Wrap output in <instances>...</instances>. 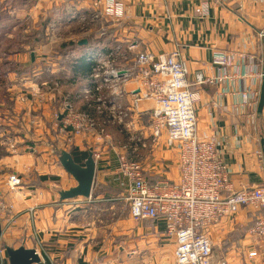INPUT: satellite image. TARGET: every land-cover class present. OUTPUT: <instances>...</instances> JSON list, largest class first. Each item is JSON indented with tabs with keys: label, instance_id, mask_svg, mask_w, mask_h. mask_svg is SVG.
<instances>
[{
	"label": "crops",
	"instance_id": "0c3cea01",
	"mask_svg": "<svg viewBox=\"0 0 264 264\" xmlns=\"http://www.w3.org/2000/svg\"><path fill=\"white\" fill-rule=\"evenodd\" d=\"M122 1L128 13L124 21L77 18L72 22V14L92 9L94 0H0V35L7 34L15 16L25 15L34 28L42 27L41 39L35 38L34 46L0 57L1 243L35 248L46 264L176 263V241L167 234L166 220L136 221L130 214L125 200L127 181L119 174L120 149L110 147L107 138L95 130L69 134L67 139L68 133L56 127L52 112H61L66 101L96 115L78 96L89 78L76 77L73 71V60L88 54L94 45L62 51V43L85 39L89 43L92 34L100 37L106 33L103 42L94 48L106 51L122 46L123 53L132 57L127 58V66L117 65L132 70L138 52L179 50L188 65L190 80L198 72L218 74L213 63L215 50L245 52L264 72V0ZM203 3L207 4V15L202 12ZM107 23L110 30L99 31L100 25ZM132 42H136V48L129 50ZM45 82L60 84L50 91ZM33 83L48 92L21 100ZM222 86H194L198 95L197 131L216 138L237 189L264 186V107L259 113L258 100L250 107L237 109V93L220 98L216 105L215 95ZM136 87L133 81L123 86V107L130 109L134 118L139 114L135 128L155 105L152 99H143L136 106ZM239 87L236 80L233 89ZM138 129L147 137L148 148L141 150L139 157L149 182L177 183L181 177L179 147L168 146L165 135L155 142L148 128ZM72 149L99 152L101 157L92 195L62 201L59 191L72 187L67 184L75 180L61 166L59 155L61 150ZM11 173L22 177L24 186L20 190L9 188ZM3 203L12 208L3 207ZM258 214L245 208L210 226L207 233L214 247L213 264H264V239L246 233ZM255 250L258 255L250 257Z\"/></svg>",
	"mask_w": 264,
	"mask_h": 264
},
{
	"label": "built area",
	"instance_id": "2783aa9c",
	"mask_svg": "<svg viewBox=\"0 0 264 264\" xmlns=\"http://www.w3.org/2000/svg\"><path fill=\"white\" fill-rule=\"evenodd\" d=\"M206 5L202 4L204 15H207ZM77 18L81 21L106 18L121 22L128 18V13L122 0H94L92 9L72 14L71 20ZM135 48L136 42L128 46L129 50ZM124 55L122 46L101 52L94 46L90 48L88 58L94 67L89 83L82 86L78 96L96 115L77 109L66 101L65 116L55 123L58 130L73 135L95 130L116 149L107 126L113 124L130 129L139 120V114L134 118L131 110L123 107V86L133 81L138 90H134L136 106L143 99H152L155 104L148 116L149 137L156 142L165 135L168 146L179 147L181 177L177 183L167 180L150 183L139 157L141 150L148 148L147 137L141 132L139 136L131 130L126 132L128 143L118 152L119 174L127 181L125 200L132 218L136 221L166 220L167 234L176 241L175 264H213L214 247L207 230L223 219L235 216L241 209L249 208L259 213L246 233L264 239V186L237 189L233 185L229 166L218 150L216 138L200 135L197 131L198 95L194 90V86L223 84L215 95L216 105L220 98L232 93L238 95L237 109L256 104L261 94L258 82L263 79L264 72L257 67L253 56L236 50H215L213 63L218 74L206 76L198 72L190 80L188 65L179 50L138 52L133 70L117 65L118 58ZM236 80L240 87L235 90L233 84ZM59 84L45 82L44 86L51 91ZM25 93L27 97L41 95L42 88L33 83ZM258 154L262 157L261 152ZM93 155L96 162L101 157L99 152ZM8 185L16 191L23 188L24 183L19 174L11 173ZM6 246L0 242V264H10ZM257 255L256 250L249 254L250 257Z\"/></svg>",
	"mask_w": 264,
	"mask_h": 264
},
{
	"label": "rangeland",
	"instance_id": "374dc122",
	"mask_svg": "<svg viewBox=\"0 0 264 264\" xmlns=\"http://www.w3.org/2000/svg\"><path fill=\"white\" fill-rule=\"evenodd\" d=\"M8 1H10L11 3H14L18 0H8ZM13 20L14 21L10 24L12 26L10 27L7 34L2 33L3 35H0V57L3 56V54H10L12 52L20 53V52L26 51L28 48H31L32 46L35 45L34 44L35 38L38 39V41H39V39H41L42 27L36 26V28H34L32 26V20H30L29 17H26L25 15L15 16L13 18ZM103 20L109 21V19H106V18L102 19V22H104ZM74 21L75 20H72V22H74ZM107 30H110V27H108V23L105 25H100L99 31L102 32V31H107ZM64 35H67V33H64ZM97 50L100 51V49H97ZM129 57H132V55L120 56L118 58V65H120V64L125 65V62L128 61L127 58H129ZM12 64H13L14 68H17V66L14 63H12ZM125 66H127V65H125ZM51 91H54V90H51ZM43 92L47 93L48 90L42 91V94H43ZM28 99L29 98L26 96V93L24 92L23 98L21 97V100L26 101ZM64 109H65V106L62 105V110L59 113L60 116L58 118L56 117V114H57V112H59V110H57V111L54 110L52 112L54 123L57 122V119L58 120L63 119V116H65V110ZM140 123L137 126V128H135V127H132L130 129L125 128L126 130L121 128L120 126L113 125V124H110L109 126H107V130L110 128V135H111L112 140L118 149H120V150L123 149V146L127 145V143H128V137H127L126 132H129V130H131V132H135L136 135L139 136L140 131L138 128H143V130H146L148 128L149 123H150L149 117L148 116L144 117V119ZM124 135L126 136V138L123 137ZM69 137H70V135L68 133L67 139H69ZM66 143H67V141H66ZM70 180L71 181H69L67 186H69L71 184H73V186L76 185L75 181H72V179H70ZM3 205L6 206V208H9V205H7L5 203H3ZM43 260H44V257H43Z\"/></svg>",
	"mask_w": 264,
	"mask_h": 264
},
{
	"label": "water",
	"instance_id": "95a60500",
	"mask_svg": "<svg viewBox=\"0 0 264 264\" xmlns=\"http://www.w3.org/2000/svg\"><path fill=\"white\" fill-rule=\"evenodd\" d=\"M87 43V40H82L80 44ZM34 55V54H33ZM138 91V90H137ZM264 107V76L262 79L261 94L258 105V112L262 113ZM59 162L65 171L70 174L76 185L59 191L60 200L65 201L76 197L89 198L92 195V190L95 181L97 162L92 152H89L88 157L83 164L78 163L70 151L61 150ZM3 235V227L0 224V242ZM6 252L10 264H45L42 254L35 248H27L19 246L17 248L7 245Z\"/></svg>",
	"mask_w": 264,
	"mask_h": 264
},
{
	"label": "trees",
	"instance_id": "16d2710c",
	"mask_svg": "<svg viewBox=\"0 0 264 264\" xmlns=\"http://www.w3.org/2000/svg\"><path fill=\"white\" fill-rule=\"evenodd\" d=\"M5 15V14H3ZM106 33L100 37H96L94 34L88 37L89 43L87 44H80L79 41H66L61 44L60 49L62 51H74L77 50L78 48L88 46L89 44L92 43V45H100L105 38ZM94 67V64L92 63L91 60L88 58V54H83V55H78L74 60H73V71H74V76L76 77H90V74L92 73V69ZM72 155L74 156V159L78 162L83 164L86 158L88 157V152L85 151H77L76 149H72L70 151ZM264 214V211L262 212ZM255 221H253L252 225L254 224ZM251 225V226H252ZM249 228V227H248ZM247 228V229H248Z\"/></svg>",
	"mask_w": 264,
	"mask_h": 264
}]
</instances>
